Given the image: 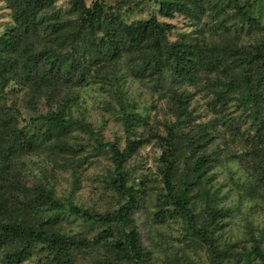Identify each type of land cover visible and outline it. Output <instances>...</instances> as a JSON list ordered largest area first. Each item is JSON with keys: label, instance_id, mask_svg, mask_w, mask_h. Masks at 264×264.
Wrapping results in <instances>:
<instances>
[{"label": "rangeland", "instance_id": "1", "mask_svg": "<svg viewBox=\"0 0 264 264\" xmlns=\"http://www.w3.org/2000/svg\"><path fill=\"white\" fill-rule=\"evenodd\" d=\"M86 7L95 2L105 5L104 16L131 24L140 19L157 18L174 25L168 35L171 42H197L226 67L233 60L232 49L264 42V0H82ZM166 4L172 16L160 12ZM55 11L64 18H77L73 0H57ZM13 11L0 0V36L8 35L15 27ZM45 27V26H44ZM38 31L34 45L42 49L54 46L67 52L68 45L58 47ZM103 31L91 34L99 39ZM69 54L68 52L66 53ZM66 55V56H67ZM132 59L122 56L115 65H91L81 79L73 73L67 83L49 89L45 82L34 79L12 81L0 92V129L11 128L39 134L34 144L7 147L10 140H0V164L30 192L39 186L53 190L65 205L52 224L53 210L32 212L28 192L7 193L4 198L10 208H19L34 222L48 223L52 229L66 234L82 235L92 244L74 256L72 264H262L251 255L255 240H261L264 249V171L255 166V154L244 144L245 136L253 134L245 121L239 102L227 106L215 105L213 95L199 85L179 84L167 75L156 81L137 75ZM42 64L41 74L48 72ZM41 78V77H40ZM188 92L191 115L181 124L183 130L195 136L201 128L212 135L208 152L213 156L210 179L205 184L213 194V204L224 210L218 224L212 225L221 254L216 256L196 235L188 232L181 219L158 216L156 198L164 183L158 169L163 151L162 139L168 127L178 121L172 92ZM63 110L68 117L89 124L93 133L71 127L58 137H46V125L41 115ZM127 109L134 114L133 138L149 140L141 145L125 165L127 182L138 190V206L134 213L142 241L148 251L146 260L135 263L116 259L106 244L114 238L97 241L98 234L107 226L83 221L70 212L71 204L101 213L116 211L124 197L110 184L114 164L109 152L98 151L96 140L117 141L126 147L127 133L123 115ZM183 162L181 167H183ZM202 191L195 199V211L205 216L208 205ZM4 251L0 250V262ZM46 255L38 247L23 264H44ZM1 264V263H0Z\"/></svg>", "mask_w": 264, "mask_h": 264}, {"label": "trees", "instance_id": "2", "mask_svg": "<svg viewBox=\"0 0 264 264\" xmlns=\"http://www.w3.org/2000/svg\"><path fill=\"white\" fill-rule=\"evenodd\" d=\"M6 1L13 11L15 27L0 36V92L12 81L25 82L34 79L38 84L45 82L49 89L60 83H67L73 73L81 79L89 73L91 65H115L124 55L132 61L133 71L140 77L156 76V81L165 80L170 75L176 83H187L207 90L213 95L215 105L227 106L231 101L239 102L243 108L245 121L253 134L244 138V144L255 154V166L264 171V42L232 49L233 60L224 66L197 42H171L168 35L174 25L161 22L157 18L140 19L131 24L123 20L104 16L105 5L95 2L86 7L82 0H73V10L77 18H64L55 11L57 0H1ZM160 12L172 16L170 8L161 4ZM45 26V27H44ZM50 43L58 47L68 45L67 52L54 46L42 49L34 45L38 31ZM103 31L101 38L91 37ZM67 55V56H66ZM48 66L47 73L40 72L41 66ZM41 77V78H40ZM178 121L168 127L162 139L163 151L158 169L164 183L163 191L156 198L158 216L181 218L188 232L196 235L219 256L221 254L210 229L218 224L224 210L212 205L213 194L206 189L213 156L208 152L212 135L204 127L199 134H187L181 124L185 123L191 111L188 106V92H172ZM46 125V137H58L71 127L93 133L89 124L66 116L63 110L52 111L40 116ZM187 119V120H186ZM134 114L124 110L123 122L127 133L126 147L121 149L117 141L96 140L98 151L109 152L114 164L111 186L124 197V203L116 211L101 213L89 208L70 205V212L83 221L107 226L97 236V241L114 238L106 244L116 259H126L142 263L148 251L134 218L138 206V190L127 182L126 162L137 149L148 142L133 138ZM5 133L0 129V140H10L12 145H33L39 134H30L18 128ZM2 146H0L1 148ZM182 162L183 167H181ZM262 180H264L262 178ZM202 191V198L209 211L205 216L195 211V199ZM28 192L32 212L39 214L46 208L53 210V222L65 209L53 190L39 186L30 192L0 164V250L4 251L1 264H23L40 247L45 252L44 264H72L74 256L91 246L92 241L82 235L63 233L52 229L47 223L34 222L30 215L19 208H10L4 196L9 193ZM264 264V249L261 240H255L246 262L251 255Z\"/></svg>", "mask_w": 264, "mask_h": 264}]
</instances>
